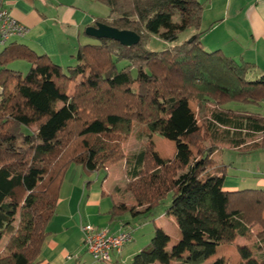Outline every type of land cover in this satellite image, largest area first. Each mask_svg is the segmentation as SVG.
Masks as SVG:
<instances>
[{"label":"trees","instance_id":"1","mask_svg":"<svg viewBox=\"0 0 264 264\" xmlns=\"http://www.w3.org/2000/svg\"><path fill=\"white\" fill-rule=\"evenodd\" d=\"M92 1L109 10L94 23L134 31L138 43L100 38L83 44L67 72L48 56L29 53L23 74L0 54V240L6 237L0 264H40L46 225L69 166L96 173L106 161L121 159L120 143L133 122L143 123L149 137L127 161V190L139 206L114 201L110 217L118 221L126 210L152 216L170 194L164 212L181 236L167 248L168 237L155 227L131 264H202L218 244L235 245L237 264H264V189L224 190L212 156L217 141L242 154L246 138L259 137L246 153L264 150V112L231 106H264V73L251 74L252 63L220 49L204 50L196 0ZM188 29L192 34L178 41ZM153 36L167 44L151 49ZM209 102L215 109L202 129L191 103L203 108ZM153 133H175L171 158L158 160ZM253 223L260 225L256 247L236 244ZM209 264L228 263L216 257Z\"/></svg>","mask_w":264,"mask_h":264},{"label":"crops","instance_id":"2","mask_svg":"<svg viewBox=\"0 0 264 264\" xmlns=\"http://www.w3.org/2000/svg\"><path fill=\"white\" fill-rule=\"evenodd\" d=\"M196 1L202 8L200 30L205 31L201 36L204 50L220 49L227 56L252 63L251 74L264 73V0ZM95 3L92 0H0V6L28 27L24 36L11 37L0 43V54L5 52V65L20 72L28 70L29 53L44 54L56 64L66 62L69 66L74 65L73 55L81 45L98 42L84 31L87 26L94 25L95 16L91 11ZM82 7L89 10L85 11ZM17 60L26 63L16 66ZM239 156L240 159L234 157L232 176L224 171L222 188L264 189V150L255 149ZM70 168L61 184L55 213L46 225L47 234L38 259L40 264H70L73 259L79 261V257L86 252L80 230L82 224L90 223L111 232L126 229L129 225L125 220L111 219L115 197L103 185L106 179L99 185L95 182L91 184L93 180L85 179L91 173L84 171L81 165ZM107 174L106 170L105 177H108ZM151 217L154 228L168 237L167 248L180 239L173 216L163 211ZM239 239L240 236L236 237V244H246ZM132 240L124 244L119 253L112 252L110 261L105 264H120L124 254L129 259L137 253L141 248ZM216 257H223L228 264H236L239 260L235 245L218 244L202 264H209ZM169 264H179V261L170 260Z\"/></svg>","mask_w":264,"mask_h":264},{"label":"rangeland","instance_id":"3","mask_svg":"<svg viewBox=\"0 0 264 264\" xmlns=\"http://www.w3.org/2000/svg\"><path fill=\"white\" fill-rule=\"evenodd\" d=\"M81 9H84L85 11L89 10L87 8L85 9L84 7H82ZM92 9L93 10L91 11V13L95 16V18L96 17H106L107 14L109 13L108 7L101 3H95ZM192 32H193L192 29H188L186 31L181 32L178 35L177 40L182 41L183 38L188 37L189 35H191ZM93 40L98 41V39H94V38ZM165 44L167 43L161 41L158 37L153 36L150 40L149 47L151 49H159ZM205 50L209 51L210 49H205ZM73 57L75 58V55H73ZM18 63H26V62L24 60H17L15 65L17 66ZM58 65L62 67L63 71L65 72L68 71L67 68L69 65H67L66 62L65 63L60 62L58 63ZM20 68H25V67H20ZM26 71L27 70L24 69L22 73L24 74ZM250 76H251L250 74H247V77H250ZM231 106L239 107V108L243 107V108H247L253 111L264 112V106H261V105L257 106L251 103L239 104V103L232 102ZM191 107L196 114L199 126L203 129L205 127L204 125L205 120H207V118L210 116L211 109H215L214 104L209 102L206 104L205 107L197 108L193 103H191ZM147 134L148 132L143 123L133 122L129 133L124 137V139L120 143V147L122 149V158L116 161H111V160L106 161L98 172L88 174V176H86L85 179L93 180L91 184L95 182V184L97 185H99L103 179H106L103 185L106 186L105 187L106 190L114 194L115 201H117L118 203H124L126 206H132L134 209H136L139 205H137V202L131 196L130 191L127 190L128 189L127 184L128 182H130L129 181L130 179L127 177V174H126L127 161L132 157L134 153L141 150L143 147H145L149 143V137L147 136ZM150 138L154 145V150H155L154 154L157 156L158 160H161V158L169 159L173 156L175 148H176V143H177L175 142V133H173L170 138L162 137L160 136L159 133H153L150 136ZM259 141H260L259 137H254L253 139L246 138L245 144L241 146L239 149H241L242 151H245L244 153H246L247 151L250 150L249 147H251L254 142L257 143ZM215 144L220 146V148L217 150V152H215L212 155L213 158L217 161V165H218L215 167L216 169L214 168L215 169L214 171L217 174L224 173L225 171V174L232 176V166H233L232 163L234 162V157H236L237 159H240L239 153L236 152L235 150L236 148L232 149L234 145L223 143V141H217L215 142ZM189 148L191 149L192 156L196 157L198 153L195 150V148L194 147H189ZM74 165L80 166L79 164H72V166H69L68 170L71 169L70 167H73ZM106 170L108 171V174H107L108 177H105ZM170 197L171 195L169 194L167 198L164 200L163 204L159 205L153 211V215L156 216V214L159 212L163 213V211L165 210V207L169 205ZM117 217H119L122 220H125L127 222L126 224H129L127 225L126 230L130 231L131 233V236L133 239L132 243L140 246V248L147 245L151 237L154 236L155 234L154 225L152 223L153 217L151 216L146 217V218H138L137 216L132 214L129 210H126V211H123V213H121ZM164 217L166 219L168 218V216L166 215ZM252 225L253 226L251 227L249 236L248 237L240 236L241 239L239 240H242L246 244L250 245L252 248H255L256 245L254 244V242L256 243L258 239L256 236V233L259 231L260 225L257 223H253ZM5 239L6 237L4 236L0 240V250L3 247V243ZM132 257H129V259H126L125 254H124L123 261H121L120 264H131ZM70 264H105V263L94 259L89 253L84 252L81 255V257H79V261L76 262L73 259Z\"/></svg>","mask_w":264,"mask_h":264},{"label":"built area","instance_id":"4","mask_svg":"<svg viewBox=\"0 0 264 264\" xmlns=\"http://www.w3.org/2000/svg\"><path fill=\"white\" fill-rule=\"evenodd\" d=\"M28 27L14 18L11 13L0 6V43H4L11 37L24 36ZM83 237V246L94 259L107 263L111 259V253H119L124 244L132 240L130 231L123 229L111 232L108 229H100L90 223L80 227Z\"/></svg>","mask_w":264,"mask_h":264},{"label":"water","instance_id":"5","mask_svg":"<svg viewBox=\"0 0 264 264\" xmlns=\"http://www.w3.org/2000/svg\"><path fill=\"white\" fill-rule=\"evenodd\" d=\"M84 31L87 35L96 39H114L124 46H132L137 44L139 41V35L134 31L117 29L101 22H96L94 25L87 26Z\"/></svg>","mask_w":264,"mask_h":264}]
</instances>
